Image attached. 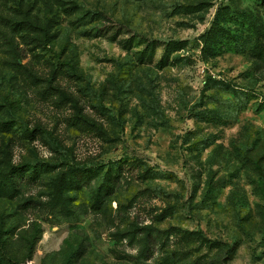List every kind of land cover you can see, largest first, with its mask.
Returning <instances> with one entry per match:
<instances>
[{"label": "rangeland", "instance_id": "obj_1", "mask_svg": "<svg viewBox=\"0 0 264 264\" xmlns=\"http://www.w3.org/2000/svg\"><path fill=\"white\" fill-rule=\"evenodd\" d=\"M17 1L0 0V13ZM61 1L78 11L61 15L44 59L21 46L38 81L12 70L0 35V123L12 122L0 146L8 142L15 165L68 163L99 177L66 193L71 217L45 205L55 172L0 198L1 255L17 264H163L164 241L179 257L176 238L145 248L143 237L177 227L236 243L226 264H264V0ZM88 12L98 19L77 25ZM0 29L8 30L1 20ZM170 40L188 41L184 59L161 67ZM149 42L156 55L142 63ZM70 96L88 124H74Z\"/></svg>", "mask_w": 264, "mask_h": 264}, {"label": "trees", "instance_id": "obj_2", "mask_svg": "<svg viewBox=\"0 0 264 264\" xmlns=\"http://www.w3.org/2000/svg\"><path fill=\"white\" fill-rule=\"evenodd\" d=\"M201 8L202 4L184 7V9L191 12L200 11ZM77 11L78 7L76 4H68L61 0H18L12 8L11 15L4 16L0 13V20L8 28V30L0 29V35L9 45V53L11 54L10 65L12 70L17 73H24L38 81L39 77L33 72L31 73L28 66L22 65L20 62L24 57L21 46L23 45L29 52H32L33 57L44 59L42 53L48 51L49 47L55 43L58 37L61 28V15L65 14L67 16H72L75 15ZM98 15L99 14L96 12H88L81 17L78 16L76 18V22H78L77 25H88L90 21L98 19ZM86 34H92V31H86ZM127 43L128 45H123V48L131 49L132 40L127 41ZM187 45V40L168 41L161 54L159 66L164 67L170 62L175 63L182 61L184 57L181 55L180 51L186 48ZM258 54L260 57L264 58V51L259 50ZM155 55V42L147 43L145 48L137 53L138 60L142 63H144L145 60L152 62ZM45 61L47 60L45 59ZM51 64V72H60L56 63L52 61ZM71 69V72L77 75L73 66ZM51 86L50 84L49 88L53 87ZM59 94L61 100L62 97L67 98L66 92L61 90ZM69 102L72 103L76 114L74 124H88V118L85 117L78 101L70 96ZM11 127L12 122L0 123L1 129ZM11 153L12 151L9 148L8 142H4L3 146H0V198L13 199L19 197V194L29 186L30 182L42 181L47 173L55 172V175L48 181L50 188L48 194L52 198L45 203V205L49 206L51 210L62 208L63 211L61 212L65 217H71L73 215V211L69 210V204L73 198L66 195V193L79 190L84 185L89 184L99 177L98 173L100 171L75 167L68 163L51 165L27 163L24 165H15L12 163ZM110 173V170L107 171L102 178L101 185L94 198L97 204L101 203L110 191ZM30 202L31 201L27 202L28 205H30ZM164 235L166 239L170 237L176 238L177 246H179L177 250L180 254L179 257L171 260L170 252L172 246L170 243L167 244L164 241L161 245L165 253L163 264H226L234 257L238 249L236 243L230 244L221 240H212L206 237L202 230L188 231L177 227H172L164 231L155 230L148 233L147 236L143 237V240L146 242L145 248L149 247L152 238L159 240ZM193 248H195V250H193ZM202 250L206 253L193 261L187 262L188 258L191 257L193 253H199ZM79 252L80 248L74 250L69 257V262L75 259ZM30 257L31 254L28 258ZM0 264H17V262L6 259L0 252Z\"/></svg>", "mask_w": 264, "mask_h": 264}]
</instances>
